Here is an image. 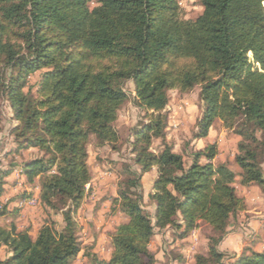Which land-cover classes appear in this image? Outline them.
Masks as SVG:
<instances>
[{
  "label": "trees",
  "instance_id": "16d2710c",
  "mask_svg": "<svg viewBox=\"0 0 264 264\" xmlns=\"http://www.w3.org/2000/svg\"><path fill=\"white\" fill-rule=\"evenodd\" d=\"M199 2L203 12L186 19L178 0H0V133L6 104L19 123L8 154H40L0 168V196L18 170L25 187L14 200L33 198L38 187L41 204L63 218L61 229L47 222L33 237L15 220L2 222L22 207L0 201V247L8 252L0 264H76L78 212L93 180L88 145L94 139L97 147L118 148L128 84L133 104L146 112L130 140L139 171L126 168L113 205L128 222L111 237L110 259L86 252V264H154L157 230L186 238L202 225L212 234L208 255H196L194 264H225L219 245L247 210L233 186L237 175L216 161V144L195 152L188 166L167 141L166 109L171 91L199 87L204 108L193 140L207 138L220 121L242 139L235 157L241 184L264 188V0ZM38 72L33 94L29 80ZM153 169L151 214L142 205V179ZM261 233L264 221L228 264H264Z\"/></svg>",
  "mask_w": 264,
  "mask_h": 264
},
{
  "label": "rangeland",
  "instance_id": "374dc122",
  "mask_svg": "<svg viewBox=\"0 0 264 264\" xmlns=\"http://www.w3.org/2000/svg\"><path fill=\"white\" fill-rule=\"evenodd\" d=\"M178 1L181 5L183 16L186 19H194L203 12V7L199 0ZM94 6L95 5L92 4V7ZM39 80V72L30 77L28 87L32 89L33 94L36 93ZM126 91L129 94V101L121 109L119 119L116 123V128L121 138L117 145L118 148L115 150L110 146H105L103 148L97 147L94 139H92L88 145V163L93 176L92 183L95 180V182L100 181L105 182V184L102 188L96 182L92 192H90L91 187L88 188L89 185L87 186V191H89L91 195L88 194L89 196L86 197V207L83 210L80 209L78 212L83 247L80 256L76 260V264H86L87 258L84 256L86 252L97 253L104 260L110 259L111 250L113 248L111 237L114 232H116L118 226L123 222V216H119L118 213L120 210L116 205L113 210L114 202L109 206H105L104 197H111L110 195L112 193H117L119 183L126 178L124 173L126 168L130 167L134 171H139L130 151V140H132V129L143 123V117L146 112L133 104L134 87L132 84L127 85ZM203 108L204 103L200 98L199 87L188 94H181L177 90L171 91L170 103L166 109L169 116L167 141L173 147L175 153L184 156L188 166L191 164L192 155L195 152L204 150L209 144H216L219 152L216 161L227 163L230 169L237 175L233 186L236 189L237 195L245 201L247 210L245 212H240L238 216L231 221L229 234L219 245V251L225 254L226 257L225 264H228L233 255L240 253L247 246L246 243L248 239L254 237L263 224L264 188L259 185L243 186L241 184L242 170L237 165L235 157L238 153V144L242 139L237 135L229 133L220 121L217 120L213 124L207 138L193 140L194 134L197 131V122L202 114ZM17 125H19V123L12 120L9 107L6 104L3 105L2 131L0 133V168L7 167L12 159H17L22 162L40 155L33 149L24 151L22 155L14 154L13 156L8 154L10 149L14 147L12 129ZM159 147L160 143L156 142L154 149L158 150ZM111 173L115 178L112 177ZM156 174L157 171L148 174V176L152 177ZM14 175L17 176V179L14 178ZM21 177L24 179L23 182H25V176L22 175L20 171L16 170L5 178L7 184H5V190L0 196V201L2 203L5 204L10 200L13 201L15 196L20 193L19 191L25 187L22 182L21 184H17L14 188L10 187L12 190L8 188V183L18 180ZM113 183L114 186H112ZM9 185L12 186V184ZM153 185L154 182L151 183L149 179L144 182L142 179L144 197L142 205L145 210L151 214L153 213V206L150 205L149 194L153 192ZM33 191L35 193L33 198L26 201L16 199L12 202V204L17 203L16 207L22 208L16 217H6L2 219V222L8 224L12 220H15L20 230L29 229L30 235L33 237L39 227L47 222H55L56 227L61 229L63 223L62 215L50 212L41 204L38 187ZM158 232L157 230L155 235ZM173 232L177 233L176 230H173ZM211 235L208 227L202 225L195 229L189 237L181 238L178 236V242H183V240H185V264H194L196 255L198 254L208 255V243ZM260 238L264 239V233H261L260 236L259 234L257 235L256 239L259 240ZM259 246L260 245H256L255 248L259 249ZM165 249H167V246H165ZM152 253L156 261V254L153 251ZM7 256V250L0 247V259H5ZM155 263L156 262H154V264Z\"/></svg>",
  "mask_w": 264,
  "mask_h": 264
},
{
  "label": "crops",
  "instance_id": "0c3cea01",
  "mask_svg": "<svg viewBox=\"0 0 264 264\" xmlns=\"http://www.w3.org/2000/svg\"><path fill=\"white\" fill-rule=\"evenodd\" d=\"M199 150H201V149H199ZM152 172H156L155 169H153ZM152 172H150V173H152ZM150 173H147L143 177V182L147 179H149V181H151V183L154 182L155 178L157 177V174L153 175L152 177H149L148 174H150ZM111 175H112V177H114L112 173H111ZM14 178L17 179V176L14 175ZM96 180H97V178H96ZM23 181H24V179L21 177L18 180H15L11 183H8V188H10V187L14 188L17 186V184H21ZM96 182L99 186H101L103 188L105 182H100V181H96ZM96 182L94 180L93 183L88 186V188L91 187L90 192L93 191ZM12 183H14V185L10 186L9 184H12ZM112 186H114V183L112 184ZM12 188H10V190H12ZM111 190H113V189H111ZM8 191H9V189H8ZM88 193H89V191H88ZM89 195H91V194H89ZM110 196L111 197H108V196L104 197L105 198L104 199L105 206H109L110 204H112V202L115 201V199L117 198V193L114 192ZM86 203H87V201L85 200V202L83 203V205L81 207L82 210L86 207V205H87ZM11 205H12L11 208H15L17 206V203H13V204L11 203ZM152 212H153L152 214H154L155 206H153ZM118 214H119V216L120 215L123 216V222L121 224L128 222L127 221L128 218L124 214H122L121 212H119ZM170 236L172 239L170 238ZM184 244H185V240H183V242H178V235H177V233L173 232V230L169 229V230L164 231V233L158 232L154 236V238L151 242V245H150V249L156 254V261H155L156 263L155 264H181V259L185 260V255H184L185 245ZM165 246H167V249H165ZM112 250H113V248H112ZM112 250H111V253H112Z\"/></svg>",
  "mask_w": 264,
  "mask_h": 264
}]
</instances>
